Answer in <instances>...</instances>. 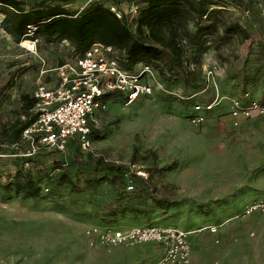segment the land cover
Segmentation results:
<instances>
[{"label": "rangeland", "instance_id": "1", "mask_svg": "<svg viewBox=\"0 0 264 264\" xmlns=\"http://www.w3.org/2000/svg\"><path fill=\"white\" fill-rule=\"evenodd\" d=\"M21 1L24 8L60 4L78 10L89 0ZM99 1L115 4L126 14L131 0ZM242 2L245 11L233 6L227 10L250 36L201 54L193 66L199 71L201 89L193 92L188 85L172 82L160 85L156 78L151 95L129 105L116 93L115 99L93 111L94 131L87 149L71 139L62 150L40 145L34 151L22 150L24 142L0 145V184L5 172L14 169L12 160L18 155L29 157L23 167L31 173H46L39 183L41 197L21 199L11 192L3 194L0 187V264H148L149 244L89 245L83 234L85 226L101 220L102 203L136 201L134 189L143 181L173 203L163 211L149 207L143 216L123 213L118 218L122 226L144 222L197 230L220 223L227 238L216 244L202 238L192 264H264V213L239 215L245 204L264 201V117L234 127L227 113L226 98L240 100L242 69L243 74L256 73L255 82L244 86L249 98L259 102L264 92V0ZM35 43L36 55L26 53L0 29V124L23 120L17 97L32 90L39 58L47 66L71 59L65 41L37 38ZM256 51L262 57L256 59ZM244 58L250 62L241 67ZM207 69L212 80L205 75ZM237 71V77L228 78ZM165 90L174 96L190 93L192 104L215 100L217 105L204 121L192 123L191 104L162 100ZM94 134L100 137L95 139ZM111 164L123 167L132 189L123 192L106 181L87 186L86 179L110 176ZM61 173L73 185L58 183Z\"/></svg>", "mask_w": 264, "mask_h": 264}, {"label": "trees", "instance_id": "2", "mask_svg": "<svg viewBox=\"0 0 264 264\" xmlns=\"http://www.w3.org/2000/svg\"><path fill=\"white\" fill-rule=\"evenodd\" d=\"M229 6L238 7L241 12L247 9L242 0H140L137 13L129 19L127 14L116 8L115 4L107 5L99 0H89L78 10H68L60 4L24 8L21 0H0L2 15L0 29L17 44L27 26H33L32 39L42 38L46 42L55 43L65 41L70 46V58L80 55L95 42L108 44L116 50L117 61L122 69L131 71L138 63H145L152 68L160 85L166 82L179 83L188 85L195 92L202 87L199 83V71L193 68L201 54L208 49L217 51L222 46L230 45L234 40L241 42L250 36L227 10ZM111 7L119 12V16H116ZM253 55L256 59L262 57L260 51L254 52ZM248 62L249 59L244 58L241 67L246 66ZM238 75L237 71L228 78ZM255 78V71L243 74L242 69L239 79L242 85L239 97L241 105L250 99L244 86L254 83ZM31 91L20 93L17 97L18 111L24 116L23 120L18 124H0V145L24 142L25 145L21 149H30L28 142L23 141L20 135L22 129L35 117L32 110L35 99ZM166 91L161 96L162 100L191 104L188 119L195 114L193 109L195 105L202 107L201 113L204 118H207L217 105L216 103L210 110H205L204 106L212 101L192 104L190 93L183 92L182 95L174 96ZM244 93H247V97H243ZM263 94L259 100L260 104H264ZM100 97L104 102L109 98L115 99L116 93L107 92ZM2 103L3 97H0V108ZM91 126L92 122H89L88 140L94 131ZM93 137L97 139L100 136L94 134ZM68 139L77 142L74 135ZM27 161H30L29 157L23 158L18 155L13 158L14 169L5 172V179L0 184L3 194L11 192L21 199L41 197L39 183L46 177V173L44 170L31 173L23 167V163ZM107 170L111 172L110 176L86 179L87 186L95 187L101 181H106L113 187L122 188L124 192L127 181L131 180L125 181L123 167L111 164ZM57 182L73 185L65 173L58 176ZM143 182L140 186L139 182L134 189L136 201L121 198L115 202L102 203L98 208L101 220L92 224L105 228L125 227L118 221L121 214L126 213L130 217L143 216L149 207L163 211L173 203L157 196L156 189L149 181ZM136 225L154 224L143 222Z\"/></svg>", "mask_w": 264, "mask_h": 264}, {"label": "built area", "instance_id": "3", "mask_svg": "<svg viewBox=\"0 0 264 264\" xmlns=\"http://www.w3.org/2000/svg\"><path fill=\"white\" fill-rule=\"evenodd\" d=\"M139 7L137 0L128 3L126 14L129 19L135 16ZM116 16L119 12L114 7ZM33 26H27L25 33L17 42L26 53L36 55L35 39H32ZM211 78V70L205 73ZM52 78V81H49ZM49 79V80H47ZM152 83H157L152 68L145 63H138L133 70H124L117 61V52L112 46L95 42L80 55L60 65L47 66L39 58L34 85L31 91L35 99L32 108L35 117L21 131V139L28 142L29 151H34L39 145L62 150L66 140L76 136L82 149L89 147L87 138L89 122L93 121V111L102 107L101 95L107 92L119 93L124 105H129L139 97L149 96ZM214 86V82H213ZM247 97V93L243 94ZM227 113L233 118L250 117L264 114V104L254 99H248L241 105L239 99L228 97ZM220 98H218V101ZM217 103V102H216ZM215 100L204 106L210 110ZM195 114L189 118L192 123L204 121L202 107L193 106ZM126 190L132 189L127 181ZM253 211L264 213V201H255L242 208L240 216ZM217 225L210 224L200 229L215 232ZM190 231L164 225H134L130 227L105 228L98 225H87L83 230L89 245L112 247L116 245H136L151 243L158 246L159 258L151 264H188Z\"/></svg>", "mask_w": 264, "mask_h": 264}, {"label": "crops", "instance_id": "4", "mask_svg": "<svg viewBox=\"0 0 264 264\" xmlns=\"http://www.w3.org/2000/svg\"><path fill=\"white\" fill-rule=\"evenodd\" d=\"M228 116L230 118L229 121L231 124L233 121V118H231L229 114H228ZM260 117H264V114L256 115V116L252 115V116L246 117V118L242 117V116H237L235 118L237 121V125H235V126L233 125V126L234 127H240V126L244 125V123L249 122L250 120L253 121L254 119L260 118ZM256 201H259V200H256ZM252 202H255V201H252ZM252 202H249V203L245 204L244 206H246ZM255 214H258V213L254 211L253 213L251 212V214H248L247 216H250V215L253 216ZM247 216H245V217H247ZM211 224L217 225L215 232H209L208 230H195V228L185 229V230L190 231V233L187 236L188 240H189V244H190L188 264H192L193 252H195L196 250L199 249V243L201 242L202 238H204V239L207 238L213 244L221 243L223 240H225V238H227V237L222 235V232H223L222 230L224 229V227H222V225L220 223L212 222ZM143 244H149V251H148L149 253L146 255V257L149 260L148 264H151L159 258V256H160L159 248L155 244H151V243H143Z\"/></svg>", "mask_w": 264, "mask_h": 264}]
</instances>
